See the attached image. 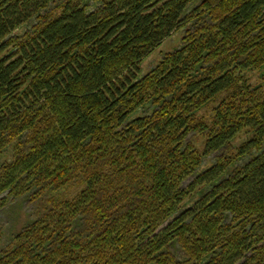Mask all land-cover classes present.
<instances>
[{
	"label": "trees",
	"instance_id": "1",
	"mask_svg": "<svg viewBox=\"0 0 264 264\" xmlns=\"http://www.w3.org/2000/svg\"><path fill=\"white\" fill-rule=\"evenodd\" d=\"M0 264H264V0H0Z\"/></svg>",
	"mask_w": 264,
	"mask_h": 264
},
{
	"label": "rangeland",
	"instance_id": "2",
	"mask_svg": "<svg viewBox=\"0 0 264 264\" xmlns=\"http://www.w3.org/2000/svg\"><path fill=\"white\" fill-rule=\"evenodd\" d=\"M180 36H181V32L178 31L174 33L170 38L165 40L159 46V48H157L155 51H153L148 57H146L143 60L142 70L146 71L149 68H151L156 63V61L159 59V57L163 52L172 50L175 46H177L179 44Z\"/></svg>",
	"mask_w": 264,
	"mask_h": 264
}]
</instances>
